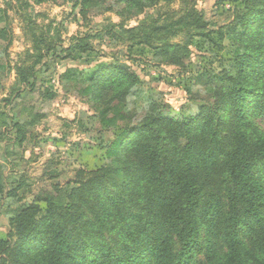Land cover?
Masks as SVG:
<instances>
[{"label": "rangeland", "instance_id": "1", "mask_svg": "<svg viewBox=\"0 0 264 264\" xmlns=\"http://www.w3.org/2000/svg\"><path fill=\"white\" fill-rule=\"evenodd\" d=\"M243 8L244 0H0V240L10 238L11 219L29 205L45 208L43 199L55 187H74L81 171L108 166L107 150L124 130L145 127L156 117L189 121L203 106L213 105L216 91L209 76L223 72L231 58L219 31ZM185 14L202 17L209 36L186 29L172 33L171 25L164 30V24ZM154 27L152 37L143 38L142 31L150 34ZM81 39L91 48L74 59L69 48ZM106 63L129 67L138 85L104 90L94 101L87 92L89 76ZM22 72L28 82L21 81ZM106 103L116 105V112L123 109L125 118L105 122L101 108ZM17 124L26 128L22 144L13 130ZM253 125L264 137V118H254ZM156 130L161 143L147 135L143 144H162L178 156L186 143L183 133L173 144L175 131L167 121ZM211 133L196 129L202 150L214 144ZM227 138L228 126L222 141ZM136 151L131 150L132 168L142 169ZM203 165L197 161L203 204L214 192L225 207L228 164L221 159L209 168ZM123 175L113 180L121 184ZM245 240L252 252L264 248L261 229L255 227ZM197 262L211 264L203 254Z\"/></svg>", "mask_w": 264, "mask_h": 264}, {"label": "trees", "instance_id": "2", "mask_svg": "<svg viewBox=\"0 0 264 264\" xmlns=\"http://www.w3.org/2000/svg\"><path fill=\"white\" fill-rule=\"evenodd\" d=\"M204 23L198 15L185 14L164 24V30L171 25L172 33L186 29L209 36ZM156 30L142 31L143 38ZM219 35L229 42L231 58L223 72L209 76L215 103L189 121L156 117L145 127L124 130L107 150L108 166L81 171L74 187L57 186L46 194L45 208L32 203L11 219L10 238L0 240L4 264H198L199 254L211 264H264V248L255 253L245 243L255 227L264 232V137L253 125L254 118H264V0H244V8ZM90 48L81 39L69 52L78 59ZM89 83L87 92L98 101L104 90L136 87L138 79L129 67L106 63L94 68ZM116 108L102 106V119L123 120V109ZM166 121L175 131L173 144L178 133L185 136L178 156L162 144H143L147 135L161 143L156 127ZM227 126L231 139L222 141ZM196 129L212 131L214 144L202 150ZM13 130L22 144L26 128L17 124ZM132 149L141 153L142 169L132 168ZM200 159L203 168L221 159L228 164L226 208L214 192L203 204L204 183L196 170ZM123 172L118 184L113 177ZM134 173L141 176L130 178Z\"/></svg>", "mask_w": 264, "mask_h": 264}]
</instances>
